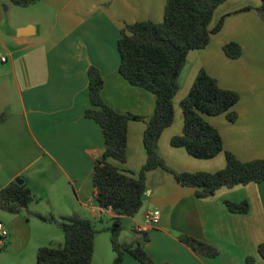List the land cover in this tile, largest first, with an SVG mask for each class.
I'll use <instances>...</instances> for the list:
<instances>
[{
    "label": "crops",
    "instance_id": "0c3cea01",
    "mask_svg": "<svg viewBox=\"0 0 264 264\" xmlns=\"http://www.w3.org/2000/svg\"><path fill=\"white\" fill-rule=\"evenodd\" d=\"M167 0H41L18 7L0 0V191L18 179H26L34 201L20 214L0 209V222L9 237L0 248V264H37L40 244L34 247L32 218L44 227L59 223L74 212L93 220L103 215L95 200V160L105 150L100 126L87 119L91 107L88 71L97 68L104 78L102 97L120 113L148 119L155 97L129 85L118 72V41L124 27L140 21L160 23ZM260 0H227L214 15L211 27L223 20L209 45L191 51L175 97V120L159 139V155L177 173H216L226 166L225 152L240 161L264 160V17ZM250 8V10H244ZM237 42L243 53L230 59L224 45ZM201 70L221 88L239 94L233 108L237 120L225 115L207 116L223 138L225 152L200 160L171 140L183 133L181 101L189 94ZM146 124L128 125L127 162L123 171L138 174L146 163L143 145ZM144 204L134 217H125L135 236L122 242H139L157 263L264 264L258 247L264 243V183L223 187L213 196L199 199L195 189L184 187L163 169L147 174ZM248 202L247 214L231 213L225 202ZM70 205V206H69ZM34 206V207H33ZM160 210L159 224L144 233L147 211ZM28 216L25 218V214ZM51 214L53 221L37 215ZM33 216V217H32ZM59 218V219H58ZM58 219V220H56ZM182 234L216 247L214 258L196 254L179 240ZM35 251V252H34ZM123 264H141L126 255Z\"/></svg>",
    "mask_w": 264,
    "mask_h": 264
},
{
    "label": "trees",
    "instance_id": "16d2710c",
    "mask_svg": "<svg viewBox=\"0 0 264 264\" xmlns=\"http://www.w3.org/2000/svg\"><path fill=\"white\" fill-rule=\"evenodd\" d=\"M41 0H10L18 7H28ZM227 0H167L164 19L160 23L140 21L127 25L118 41L120 54L119 75L131 86L144 89L155 97L153 114L145 119L131 113H120L106 104L102 97L104 78L91 67L88 71L91 107L85 112L87 119L101 128L105 150L96 158L94 167L95 200L103 211H111L112 225L108 229L115 258L112 264H123L129 255L141 264L157 263L139 242H120L123 218L134 217L144 204L147 174L156 169L172 173L184 187L194 188L199 199L213 196L219 189L251 183H264V160L240 161L233 153L225 152L220 132L207 120V116L225 115L234 123L238 116L233 108L239 102L237 92L223 89L218 81L204 70L197 75L189 94L181 101L184 117L183 133L171 140V145L183 148L196 159L208 160L225 152L226 166L216 173H177L159 155V139L175 120L174 100L180 90V77L191 51L206 48L223 25L211 27L217 8ZM256 11L264 17V0ZM244 10H250L246 8ZM230 59L243 53L237 42L224 45ZM5 115H0V122ZM143 121L146 129L143 145L146 163L136 175L123 171L117 164L127 162L128 125ZM26 179L23 184L12 182L0 191V209L9 214H20L34 201ZM234 214H247L248 202H225ZM42 221L53 217L37 215ZM65 236L63 245L42 246L37 252V264H92L95 252L96 229L93 222L74 212L59 221ZM149 236L144 233V240ZM179 240L196 254L214 258L219 250L190 235L182 234ZM264 261V243L258 247ZM249 264L254 259H247Z\"/></svg>",
    "mask_w": 264,
    "mask_h": 264
},
{
    "label": "rangeland",
    "instance_id": "374dc122",
    "mask_svg": "<svg viewBox=\"0 0 264 264\" xmlns=\"http://www.w3.org/2000/svg\"><path fill=\"white\" fill-rule=\"evenodd\" d=\"M70 206V205H69ZM34 207V206H33ZM25 218L28 216L26 213L24 214ZM33 217V216H32ZM47 217H53L51 214L47 215ZM31 225L33 227L34 233V247L40 244L39 246H51L58 247L64 244L65 236L60 224L54 223L52 226H49V230L46 231V237L43 238L44 231L41 223L37 222V220H33ZM59 219V218H58ZM56 219V220H58ZM60 220V219H59ZM93 224L97 231L95 236V252L93 257L92 264H112L115 253L112 250L111 240H110V232L109 228L112 225L111 218L107 215H103L99 219L93 220ZM135 236V233L132 231L131 227H127L126 221L123 222V231L121 233L120 242L124 240H130ZM3 246L0 245V248ZM35 252V251H34ZM37 263V259H36Z\"/></svg>",
    "mask_w": 264,
    "mask_h": 264
},
{
    "label": "built area",
    "instance_id": "2783aa9c",
    "mask_svg": "<svg viewBox=\"0 0 264 264\" xmlns=\"http://www.w3.org/2000/svg\"><path fill=\"white\" fill-rule=\"evenodd\" d=\"M6 56L0 52V64L6 63ZM161 212L160 210L147 211L144 215V224L135 225L134 230L140 233H146L155 228L160 222ZM9 237L8 229L0 222V245L5 243V240Z\"/></svg>",
    "mask_w": 264,
    "mask_h": 264
},
{
    "label": "water",
    "instance_id": "95a60500",
    "mask_svg": "<svg viewBox=\"0 0 264 264\" xmlns=\"http://www.w3.org/2000/svg\"><path fill=\"white\" fill-rule=\"evenodd\" d=\"M16 182H18L19 184H23V179H18L16 180Z\"/></svg>",
    "mask_w": 264,
    "mask_h": 264
}]
</instances>
